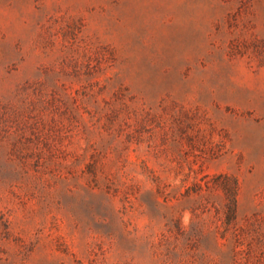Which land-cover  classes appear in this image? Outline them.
Here are the masks:
<instances>
[{
    "label": "rangeland",
    "instance_id": "obj_1",
    "mask_svg": "<svg viewBox=\"0 0 264 264\" xmlns=\"http://www.w3.org/2000/svg\"><path fill=\"white\" fill-rule=\"evenodd\" d=\"M0 264H264V0H0Z\"/></svg>",
    "mask_w": 264,
    "mask_h": 264
},
{
    "label": "trees",
    "instance_id": "obj_2",
    "mask_svg": "<svg viewBox=\"0 0 264 264\" xmlns=\"http://www.w3.org/2000/svg\"><path fill=\"white\" fill-rule=\"evenodd\" d=\"M226 178H229L230 176L225 175ZM228 195H231V201L229 204V210L231 214L234 215L235 209H236V190H237V183L236 180L233 178V183L225 182L222 186Z\"/></svg>",
    "mask_w": 264,
    "mask_h": 264
}]
</instances>
